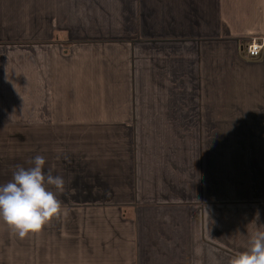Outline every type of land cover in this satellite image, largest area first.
I'll use <instances>...</instances> for the list:
<instances>
[{"label":"crops","instance_id":"obj_1","mask_svg":"<svg viewBox=\"0 0 264 264\" xmlns=\"http://www.w3.org/2000/svg\"><path fill=\"white\" fill-rule=\"evenodd\" d=\"M13 130L77 190L38 234L0 221V264H229L264 231V0H0L7 176Z\"/></svg>","mask_w":264,"mask_h":264},{"label":"clouds","instance_id":"obj_2","mask_svg":"<svg viewBox=\"0 0 264 264\" xmlns=\"http://www.w3.org/2000/svg\"><path fill=\"white\" fill-rule=\"evenodd\" d=\"M45 163V158L37 155L31 166L17 165L11 180L0 184V221L20 239L40 233L63 210L57 194L63 193L65 180L45 172ZM229 264H264V231H255L249 247Z\"/></svg>","mask_w":264,"mask_h":264},{"label":"rangeland","instance_id":"obj_3","mask_svg":"<svg viewBox=\"0 0 264 264\" xmlns=\"http://www.w3.org/2000/svg\"><path fill=\"white\" fill-rule=\"evenodd\" d=\"M109 16H112L111 19H109ZM115 16H117L115 14V12H113L110 9H108V7H106V4H103V6L101 7V11H100L99 15L96 16V19H95L94 22H95V24L98 23V24H101V25H105L106 22H108V23L109 22H113L114 24L115 23H119L120 20H122V19L119 16L117 18ZM86 22L88 24V20H86ZM89 22H90V20H89ZM129 39H131V37ZM245 49H246V47H245ZM260 50H261V45H260ZM260 50H259V52H260ZM245 52L246 51L244 50V54H245ZM258 56H259V53H258L257 57ZM245 57H247L246 54H245ZM200 102H201V104H205L204 100H201ZM195 104H196V100L191 98V97H189V100L187 101L188 108L194 107ZM237 105L238 104H236V106ZM233 106H234V104L230 105L231 108H233ZM247 107H248V105L242 107V108H244V111L240 112V114L239 113L238 114L235 113L234 118L237 119V120L249 118L248 117V109H247ZM222 109H221L220 113H222ZM224 109L227 110L226 107ZM193 126H194V124H193ZM176 130H178V129H176ZM176 130L173 131L175 137H177L176 134L179 133V130L178 131H176ZM8 132L9 131H5V133L7 135H8ZM180 132H181L182 137H184L187 142L194 143V146H188V148L191 149V153H194L195 152L194 151V147H196V138H197L196 129L195 128L194 129L188 128L187 130H181ZM220 132L222 133L224 131H220ZM214 133H216V132L214 131ZM26 134L34 135V130H31V131H28V130H13L12 131V138L15 135L17 137H21V139H19V140L13 139V142L17 143V144H15V145H13L11 147L12 148V156H11L10 163H9L10 170H11V175L7 176L8 173L5 174V175L0 174V176H2V177H0V184L6 183V182L11 180L12 173L15 171V167L17 165L23 166V160H24L23 157L26 154L25 150H27V154L34 153V151H32V149H34V148H32V147H23V144H24L25 141H28V142L31 141V139H27V140L24 139ZM216 137H218V136H216ZM18 141L20 142V144H19ZM191 141H193V142H191ZM75 190H77V189H64L63 193L59 194V200L62 203V207H66L67 205L72 203L71 201L74 200V199H72L74 197L73 192ZM74 193H76V192H74ZM5 228H6L5 226L0 225V229H2L3 231L5 230ZM9 232H12V231H9ZM0 244H2V243H0Z\"/></svg>","mask_w":264,"mask_h":264},{"label":"built area","instance_id":"obj_4","mask_svg":"<svg viewBox=\"0 0 264 264\" xmlns=\"http://www.w3.org/2000/svg\"><path fill=\"white\" fill-rule=\"evenodd\" d=\"M259 50H260V45L252 42V43L246 45L245 54L249 58H255V57H257Z\"/></svg>","mask_w":264,"mask_h":264}]
</instances>
